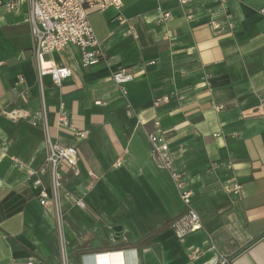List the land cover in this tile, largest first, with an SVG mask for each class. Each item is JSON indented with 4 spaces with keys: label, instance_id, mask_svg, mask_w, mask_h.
<instances>
[{
    "label": "crops",
    "instance_id": "crops-1",
    "mask_svg": "<svg viewBox=\"0 0 264 264\" xmlns=\"http://www.w3.org/2000/svg\"><path fill=\"white\" fill-rule=\"evenodd\" d=\"M263 8L264 0H126L120 14L92 13L103 58L83 68L73 45L47 55L71 71L60 86L38 78L28 5L1 9L0 264H60L55 210L39 204L30 174L48 153L41 122L31 121L42 102L52 142L78 150L77 183L94 182L77 235L64 209L68 258L264 264ZM121 69L133 76L125 95L112 80ZM60 104L85 139L57 130ZM155 120L203 224L182 241L171 224L184 204L151 154ZM42 181L50 194L48 176Z\"/></svg>",
    "mask_w": 264,
    "mask_h": 264
},
{
    "label": "built area",
    "instance_id": "built-area-1",
    "mask_svg": "<svg viewBox=\"0 0 264 264\" xmlns=\"http://www.w3.org/2000/svg\"><path fill=\"white\" fill-rule=\"evenodd\" d=\"M126 0H12L2 3L0 1V10L7 12L16 11L20 4L28 5V15L30 23L31 36L33 38V54L37 63V74L39 80L46 75L51 77L54 86H60L61 82L70 77L71 71L65 67L57 66L50 61H46V56L59 52L66 47L76 46L80 52V65L83 68H90L96 65L102 58V50L99 41L91 27L89 15L92 13H103L108 9H114L119 14L123 10ZM264 14V8L260 10ZM170 15L163 14L161 21L168 20ZM213 29L219 26L212 22ZM133 76L127 70L121 69L113 74L112 80L121 87L123 95H125L124 85L132 81ZM167 97L155 100V105L166 103ZM260 108L264 111V102ZM214 109L219 111L222 106L215 105ZM16 112H12V116H16ZM23 117L24 115H20ZM32 124L38 122L42 124L45 138L48 146L47 156L39 169L30 174L36 176L33 185L38 189L37 198L39 204L43 207L51 204L54 207L57 221L61 220V190L62 180L66 173L79 175V153L75 146H64L54 143L51 140L44 103L41 109L32 116ZM154 132L148 135L151 145V154L155 158L160 168L170 173L171 179L175 187L179 191L180 199L184 204V212L176 218L171 224L176 238L182 241L187 235L195 233L203 229V224L199 214L191 206L192 193L185 189L183 176L173 168V158L169 151L168 145L160 131L159 122L153 121ZM56 128L59 131H67L77 139H85L86 132L77 131L70 122L64 111L63 104H60L59 112L56 118ZM120 163L117 162L116 166ZM47 175L49 178L50 194L42 181ZM237 186L234 187V191ZM78 208L85 206L82 200L76 201ZM198 251H193L189 256L194 259ZM59 262L60 264H68L69 258L65 245L59 246ZM34 259H29L22 264H35ZM220 264H226L221 261Z\"/></svg>",
    "mask_w": 264,
    "mask_h": 264
},
{
    "label": "rangeland",
    "instance_id": "rangeland-1",
    "mask_svg": "<svg viewBox=\"0 0 264 264\" xmlns=\"http://www.w3.org/2000/svg\"><path fill=\"white\" fill-rule=\"evenodd\" d=\"M99 18L102 17V15H98ZM91 20L93 22L94 18L91 17ZM90 171V170H89ZM79 175H73L71 173H66L63 177V184H62V201L61 204H65V207L61 210V220L58 222L57 226V239H58V246L60 244H64V240L66 238V232H65V221H64V215H65V208H67V212L71 215L70 219L73 220L70 228V232H72L74 235H77L80 232L81 223L80 220L83 218L84 213H89L87 210V201L91 202L90 194L92 192V188L94 186V182L91 184L84 185L85 183H77V179ZM72 182H75L74 184ZM73 184V185H72ZM84 185V186H83ZM84 187V191H81L78 187ZM227 192H234V187H231L229 191ZM82 200L85 204L83 208H78L76 206L77 200ZM120 208V206H119ZM73 210V211H72ZM91 214L95 215V212H90ZM118 213H123V211H119ZM125 213V212H124ZM97 214V213H96ZM115 220H118V218H114ZM80 223H78V222ZM114 232V228H113ZM68 264H78L77 258H70Z\"/></svg>",
    "mask_w": 264,
    "mask_h": 264
}]
</instances>
